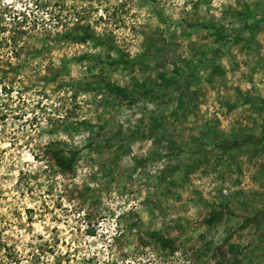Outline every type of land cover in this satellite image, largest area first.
Returning <instances> with one entry per match:
<instances>
[{
  "label": "rangeland",
  "instance_id": "obj_1",
  "mask_svg": "<svg viewBox=\"0 0 264 264\" xmlns=\"http://www.w3.org/2000/svg\"><path fill=\"white\" fill-rule=\"evenodd\" d=\"M263 208L264 0H0V264H264Z\"/></svg>",
  "mask_w": 264,
  "mask_h": 264
},
{
  "label": "trees",
  "instance_id": "obj_2",
  "mask_svg": "<svg viewBox=\"0 0 264 264\" xmlns=\"http://www.w3.org/2000/svg\"><path fill=\"white\" fill-rule=\"evenodd\" d=\"M63 149H52L48 151V157L53 161L54 165L62 172L73 171V165L75 163V159L78 155V150H68V154L65 153ZM222 210H211L208 213L207 218H205V222L210 225L214 221L218 220L222 216ZM264 215V208L261 210H257L256 213L252 216H246L241 221L239 225V229L246 228L249 224L253 223L254 221H258V217H262ZM142 239V238H141ZM141 244L147 243H155L157 247L164 250L168 253H175L177 249L176 239L173 237L165 236L159 232H155L150 234L146 239H142ZM241 252L239 251L238 254ZM236 258V257H235ZM237 262L238 259H235ZM220 262V261H219Z\"/></svg>",
  "mask_w": 264,
  "mask_h": 264
}]
</instances>
